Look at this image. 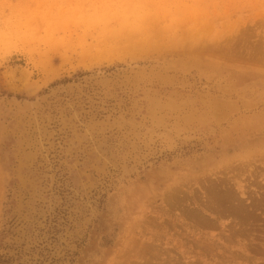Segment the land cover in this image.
Masks as SVG:
<instances>
[{
  "label": "rangeland",
  "instance_id": "1",
  "mask_svg": "<svg viewBox=\"0 0 264 264\" xmlns=\"http://www.w3.org/2000/svg\"><path fill=\"white\" fill-rule=\"evenodd\" d=\"M0 264H264V0H0Z\"/></svg>",
  "mask_w": 264,
  "mask_h": 264
},
{
  "label": "trees",
  "instance_id": "2",
  "mask_svg": "<svg viewBox=\"0 0 264 264\" xmlns=\"http://www.w3.org/2000/svg\"><path fill=\"white\" fill-rule=\"evenodd\" d=\"M1 259V258H0Z\"/></svg>",
  "mask_w": 264,
  "mask_h": 264
}]
</instances>
